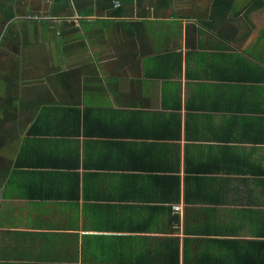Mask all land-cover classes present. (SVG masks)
Here are the masks:
<instances>
[{
  "label": "crops",
  "instance_id": "1",
  "mask_svg": "<svg viewBox=\"0 0 264 264\" xmlns=\"http://www.w3.org/2000/svg\"><path fill=\"white\" fill-rule=\"evenodd\" d=\"M6 1L0 264H264V30L213 0Z\"/></svg>",
  "mask_w": 264,
  "mask_h": 264
},
{
  "label": "rangeland",
  "instance_id": "2",
  "mask_svg": "<svg viewBox=\"0 0 264 264\" xmlns=\"http://www.w3.org/2000/svg\"><path fill=\"white\" fill-rule=\"evenodd\" d=\"M183 1L185 4L187 3V7H185L186 10H207L206 8L200 9L198 7V5L196 6V0H180ZM201 1H207L209 4H211L212 0H201ZM23 0H19L17 5H15L16 10H22V4ZM253 2V0H235V5H236V10H241V12L243 13V15L238 18H241V20L243 21V24L245 23H251L254 25H258L259 30H256L255 34H257L258 36H260L262 34V31L264 30V6L254 9V11H250V5ZM18 4H20L18 6ZM29 4H36L40 7V10H46V8H44L43 3H41L40 0H35V2L33 1V3L29 2ZM189 4V6H188ZM8 6H9V1L6 0H0V38L3 37L2 33V27L4 26V22L6 21V18L3 16V12H5V10H8ZM42 7V8H41ZM39 9V8H38ZM179 10H184L179 9ZM248 10V11H247ZM19 13H21L19 11ZM43 12L41 11H37L35 14H41ZM39 17H42V15H39ZM262 28V29H261ZM5 33V32H4ZM7 34V33H6ZM10 32L8 34L7 37H9Z\"/></svg>",
  "mask_w": 264,
  "mask_h": 264
},
{
  "label": "trees",
  "instance_id": "3",
  "mask_svg": "<svg viewBox=\"0 0 264 264\" xmlns=\"http://www.w3.org/2000/svg\"><path fill=\"white\" fill-rule=\"evenodd\" d=\"M235 4V0H213L212 10H224L226 14H232L233 10H236ZM250 6V11H254V9L264 6V0H253Z\"/></svg>",
  "mask_w": 264,
  "mask_h": 264
},
{
  "label": "built area",
  "instance_id": "4",
  "mask_svg": "<svg viewBox=\"0 0 264 264\" xmlns=\"http://www.w3.org/2000/svg\"><path fill=\"white\" fill-rule=\"evenodd\" d=\"M116 7H118L119 5L118 4H116L115 5ZM35 19H45V20H52L51 18H49V17H35Z\"/></svg>",
  "mask_w": 264,
  "mask_h": 264
}]
</instances>
